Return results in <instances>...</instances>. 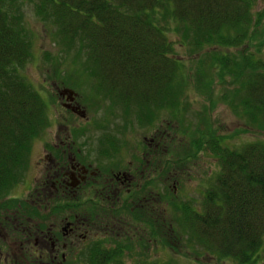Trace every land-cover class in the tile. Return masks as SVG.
I'll return each instance as SVG.
<instances>
[{"label":"trees","instance_id":"1","mask_svg":"<svg viewBox=\"0 0 264 264\" xmlns=\"http://www.w3.org/2000/svg\"><path fill=\"white\" fill-rule=\"evenodd\" d=\"M254 1L34 0L32 3L38 20L55 29L61 49L75 52L82 59V68L77 67L76 60L70 63L73 66L70 68L81 71L66 76L64 86L80 84L70 78L89 82L91 99L98 103L107 101L105 111L116 112L114 119L124 118L128 122L123 129L137 122L145 129L155 130L158 115L166 113L176 126V135L186 134L185 138H189L193 135L190 131L195 130L192 125L188 128L186 118V108L190 106L189 81L186 77L185 83L181 78L180 60L174 58L173 46L192 53L207 46L228 49L251 40ZM22 8L20 0H0V231L4 229L10 236L13 215L19 219L25 213L37 216L50 210L30 206L25 199L12 195L26 182L33 143L39 138L46 140V132L52 126L51 100L47 111L40 94L22 76L32 56ZM257 16L264 17V10ZM254 31L257 33L252 34L257 42L254 52H246L239 59L227 53L212 54L205 64L217 65L224 73L228 70L241 83L242 95L238 91L233 93V110L238 104L239 116L242 112L248 124L264 128V61L259 57L264 32L260 33L258 27ZM173 34L177 38L175 43ZM201 66L199 60L196 75L211 81L208 67ZM198 118L202 125L203 117ZM54 122L60 123L55 118ZM101 122L110 123L105 117L94 127L101 128L104 124ZM87 129L82 127L79 132ZM105 133L112 132L105 129ZM213 134L206 127L190 144L195 152L204 153L209 145L220 167L215 181L203 188L206 195L200 204L203 214L194 210L190 202L194 199H186L185 203L175 205L176 223L179 217L182 234L218 257L232 258L238 264H264L259 263L258 254L264 237V143L230 149L225 138H215ZM156 137L163 138V132L159 134L158 129ZM179 150L178 165L190 157L186 146ZM168 198L162 197V205L168 204ZM57 206H51L54 212ZM163 231L161 225L160 237L165 235ZM177 239H172L173 243L180 245L182 239ZM86 248L79 259L70 262L73 259L68 258V262L129 264L127 260L132 259L131 264L175 263H153L146 254L110 251L102 241Z\"/></svg>","mask_w":264,"mask_h":264},{"label":"flooded vegetation","instance_id":"2","mask_svg":"<svg viewBox=\"0 0 264 264\" xmlns=\"http://www.w3.org/2000/svg\"><path fill=\"white\" fill-rule=\"evenodd\" d=\"M61 85L60 129L68 122L76 126L42 141L38 176L19 186L23 193L18 199L50 209V214L25 213L19 219L13 215L12 236L0 231V264H70L68 258L99 241L114 252L145 255L157 251L161 245L162 138L156 137V129L142 138L106 134L88 122L80 95ZM85 120L91 127L80 133ZM201 195L206 198L203 191ZM54 204H58L56 212ZM194 210L203 214L202 207ZM127 261L132 263V259Z\"/></svg>","mask_w":264,"mask_h":264},{"label":"rangeland","instance_id":"3","mask_svg":"<svg viewBox=\"0 0 264 264\" xmlns=\"http://www.w3.org/2000/svg\"><path fill=\"white\" fill-rule=\"evenodd\" d=\"M20 1L23 4L22 15L24 27L28 35H30L29 38L31 39L33 47V50L31 47V59L27 67L23 69L24 72L22 76H24L26 82L40 94L46 104L47 111H49V99L51 100L52 116L50 122H52V126L47 130L46 135L47 139L51 138V135L52 139H54L56 135L67 133L68 130L76 126L68 122L67 125L64 126L65 129H60L62 109L58 93L61 87H63L61 84H65L62 81L66 79V76L73 75L75 71H81L79 68L80 66L82 68V59L79 55H76L77 53L75 54V52H65L61 49V45L57 42L55 29L48 23L41 22L36 17L32 3L34 0ZM262 10H264V0H255L252 7L251 30L249 31L251 40H244L242 45L232 48L229 47L228 49L224 47L207 46L205 49L195 50L196 52L194 51L192 53L183 50L182 47L178 48L176 45L173 46L175 48L174 58L180 60L181 78L185 83L186 77L189 81L188 99L190 101H188V103H190V106L186 108L188 109L186 111V118L188 120V128L192 125L195 127V130L190 131L193 135H190L189 138H185L186 134H183L182 137L177 136L175 133L177 130L176 126L170 123L171 121L168 119L166 113L159 114L157 124H155L157 126L155 130L156 135L158 134V129L159 134L163 132L160 146L163 156L162 163L164 161V164H162V171L165 167L166 169L162 174L161 194L162 197H169V202L168 204L164 203V205H161V225L164 228L163 234H165L163 236L161 235V245L157 251L152 249L149 253H146L148 254L146 255L147 260L153 263L154 261L155 263H166L168 261L170 263L175 262L174 264H238L232 258H221L218 257L216 253L213 254L206 251L201 247L202 245H199L194 239L189 238L186 234H182L179 217L176 223L177 208L175 205L181 202L185 203V201H187L186 199H194V203L192 200L190 201L193 208H200L203 188L210 187V184L215 181L216 174L220 169L219 163L215 160L209 145L205 150L207 153L203 151L195 152V149H193L194 147L190 146V144L193 145L192 141L197 137V134L199 135L201 132L205 131L206 127L210 129L211 133H214L213 135L215 138H225L227 140L226 147L230 149H241L243 146L255 142L264 143V128H261L259 125L248 124L242 112L240 115L241 117L236 113L238 111V100H236L237 103H235V105L237 104L235 108L236 111L232 108L231 101L233 102L234 91H238L239 94L242 95L243 87L241 83L237 82L232 75L230 76L228 70L224 73L220 68H217V65L209 67V65L205 64L210 62L209 58L212 54L219 55L221 53H227L234 56L235 59H239L246 52H254L257 44V42L255 43L254 41V37H252V34L254 36L257 34L254 29L258 27L260 33L264 32V17L259 19L257 16V13ZM172 39L174 43L177 42V38L174 34L172 35ZM259 57L264 61V46ZM78 59H81V62H79ZM75 60L79 68H70L73 67L70 66V63ZM199 60L203 67H208L209 76H212L211 81L208 80V78H200L196 75L195 67L199 63ZM191 77H197V79L194 80ZM81 79L79 77L75 78V80L70 78V81L79 80L80 84L74 87L67 85L80 95V102L86 110V116L89 118V121L85 120L81 122L82 126L79 127L90 128L91 125H87L86 121H92L91 124L94 122L95 125L97 121H104L106 117L110 123L101 122L104 124H101V128H97H103L107 129L109 132L118 133L121 137H126L127 135L131 136V134H133V136L142 138V136L151 134L150 131L152 130L145 129V126L138 125L137 122L129 123V128L123 129L122 127L127 126L128 122L124 118L114 119V116L117 115L116 112H106L104 106L108 105L107 101H100V103L95 100L92 101L90 98L91 93L89 92L91 86L89 82L85 83V80L80 81ZM200 83H203V85ZM45 90L48 92L49 96ZM194 117H197V119ZM198 117H203L201 118L204 119L202 125L200 124L201 122L198 121ZM54 118L55 120L57 119L58 122L60 121V123L56 124ZM208 137L209 136L205 138L206 141ZM42 141L43 139L39 138L32 145L30 165L25 178L27 181L34 176H38L37 164L40 162V158H42ZM183 145L186 146L190 157L185 160V162L178 165V159L180 158L179 148L183 147ZM33 184L31 185L32 189L36 188V184ZM28 186L29 183L25 184L23 188L25 189ZM20 193H23L21 187L14 191L12 195L20 197ZM44 214L50 213L44 212ZM173 231H176L177 235H175ZM178 237L183 241H181L180 245L173 243L178 240ZM258 254L260 255L259 263H264V237ZM261 254L263 255L262 257ZM80 256L79 253L76 254V256L72 257L73 260L70 262L76 261ZM75 264L84 263L78 260Z\"/></svg>","mask_w":264,"mask_h":264},{"label":"water","instance_id":"4","mask_svg":"<svg viewBox=\"0 0 264 264\" xmlns=\"http://www.w3.org/2000/svg\"><path fill=\"white\" fill-rule=\"evenodd\" d=\"M70 94H71V96H72V98H71V100H73V96H74V93H73V91H68Z\"/></svg>","mask_w":264,"mask_h":264}]
</instances>
